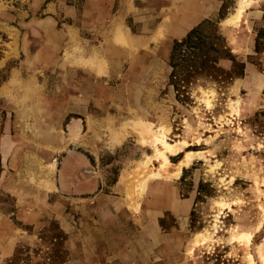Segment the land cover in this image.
Returning <instances> with one entry per match:
<instances>
[{"label":"rangeland","instance_id":"obj_1","mask_svg":"<svg viewBox=\"0 0 264 264\" xmlns=\"http://www.w3.org/2000/svg\"><path fill=\"white\" fill-rule=\"evenodd\" d=\"M214 1L0 0V264H264V0Z\"/></svg>","mask_w":264,"mask_h":264},{"label":"crops","instance_id":"obj_2","mask_svg":"<svg viewBox=\"0 0 264 264\" xmlns=\"http://www.w3.org/2000/svg\"><path fill=\"white\" fill-rule=\"evenodd\" d=\"M205 1H207V0H205ZM212 0H209V2H206V4L204 3V5H200L199 7H197V9H196V13L197 14H207V15H209V14H212V13H214L215 11H216V9H217V3H216V1H214V3L213 2H211ZM213 4V9L212 10H208V6H210V5H212Z\"/></svg>","mask_w":264,"mask_h":264},{"label":"trees","instance_id":"obj_3","mask_svg":"<svg viewBox=\"0 0 264 264\" xmlns=\"http://www.w3.org/2000/svg\"><path fill=\"white\" fill-rule=\"evenodd\" d=\"M204 22H205V21H204ZM201 25H202V23H201L200 25H198L197 27H195L194 29H192V30L188 33V35L186 36L185 41L191 39V37H192L195 33H198V32H199V29L201 28ZM175 43H177V42H175ZM172 58H173V57H172Z\"/></svg>","mask_w":264,"mask_h":264},{"label":"bare ground","instance_id":"obj_4","mask_svg":"<svg viewBox=\"0 0 264 264\" xmlns=\"http://www.w3.org/2000/svg\"><path fill=\"white\" fill-rule=\"evenodd\" d=\"M242 7H243V3H242V5L240 4V8L238 9V12L240 13L241 12V10H242ZM237 12V11H236ZM238 17V16H237ZM231 23V22H230ZM175 147V146H174ZM188 155V154H187ZM163 156V155H162ZM165 159V158H164ZM165 161H166V159H165ZM129 204H130V202H129Z\"/></svg>","mask_w":264,"mask_h":264}]
</instances>
